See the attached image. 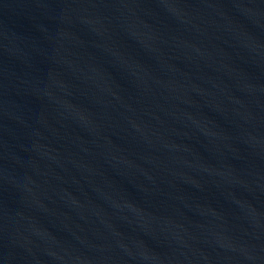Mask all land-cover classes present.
Returning <instances> with one entry per match:
<instances>
[{
	"label": "water",
	"instance_id": "95a60500",
	"mask_svg": "<svg viewBox=\"0 0 264 264\" xmlns=\"http://www.w3.org/2000/svg\"><path fill=\"white\" fill-rule=\"evenodd\" d=\"M0 189L59 264H264V0H0Z\"/></svg>",
	"mask_w": 264,
	"mask_h": 264
}]
</instances>
